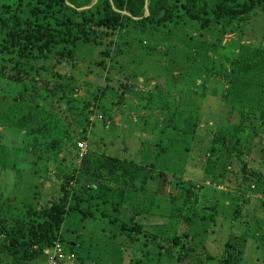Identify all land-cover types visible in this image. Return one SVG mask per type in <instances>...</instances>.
<instances>
[{"label":"rangeland","instance_id":"rangeland-1","mask_svg":"<svg viewBox=\"0 0 264 264\" xmlns=\"http://www.w3.org/2000/svg\"><path fill=\"white\" fill-rule=\"evenodd\" d=\"M169 27L143 34L127 25L102 43L78 44L73 60L39 61V74L30 71L21 81L11 79L0 61V115L21 96L38 106L36 121H51L47 133L31 134L0 121V203L13 194L22 204L31 186L46 204L59 198L63 179L73 175L78 188L95 183L79 170V142L87 143L86 155L134 161L156 175L117 215L131 226L138 221L144 231L72 212L61 233L65 248L75 243V258L60 264H219L228 242L245 264H264V119L239 131L238 156L227 159L224 149L208 155L216 131L239 123L224 100L229 61L240 42L264 45V18L257 13L235 22L224 36L220 25L199 31L186 20L172 33ZM220 37L217 52L210 50ZM106 48L110 56L101 54ZM101 59L104 65L97 64ZM191 113L198 125L185 133ZM49 139L63 142L60 150L47 149ZM189 186L195 195L186 203L179 192ZM174 230L189 232L187 244L194 248L182 261L174 246L162 247ZM47 261L43 255L29 264Z\"/></svg>","mask_w":264,"mask_h":264},{"label":"trees","instance_id":"trees-1","mask_svg":"<svg viewBox=\"0 0 264 264\" xmlns=\"http://www.w3.org/2000/svg\"><path fill=\"white\" fill-rule=\"evenodd\" d=\"M79 2L80 0H0V61L10 68L11 79L21 81L29 77L33 70L39 74L40 68L35 66L39 61L55 58L56 63L61 64L63 61L73 60L77 55L78 44L102 43L105 38L127 25L138 28L143 34L159 29L161 31L170 26L167 32L172 33L173 28L183 26L188 20L199 31L220 25L224 36L228 32L227 28L235 22L250 20L257 13L264 18V0ZM221 42L220 37L217 42L210 43V50L217 52ZM108 49L101 50V54L110 56L111 50ZM99 63L104 65V60L101 59L97 64ZM229 65L228 88L224 100L236 110L239 123L229 125L228 131L223 128L216 131L208 153L209 158L217 156L223 149L227 159L238 156L241 152L237 146L239 131L244 130L248 123L252 127L255 123L261 126L264 119V45L238 43ZM6 109L0 115L1 124L15 126L26 134L33 131L47 133L45 128L51 125L48 120H42V125L39 120L36 121L38 106L24 97H16ZM257 115L259 119L256 122ZM189 117H185V126L182 128L185 133H193L198 125V115L191 113ZM171 125L173 129L180 130L178 125ZM62 143L49 139L46 147L56 152L60 150ZM80 161L79 170L94 177L95 183L78 188L72 184V181H77V177L73 175L63 179L59 198L46 204H42L41 196L32 191L31 186H28L20 199L22 204L17 203L13 194V198H4L0 203V264H29L45 255V250L56 241L63 243L61 229L66 216L72 212L81 214L83 218L108 217L111 223L121 225L124 231L128 228L137 233L144 231L138 221L135 220L131 226L124 221L119 222L117 215L134 199L133 191L139 187L144 188L148 180L156 176L153 169L134 161L93 153L85 154ZM223 162L225 165V161ZM243 164V173H248L246 162L243 161ZM0 166L4 167L2 164ZM251 173L257 175L255 172ZM138 181L140 185H137ZM179 194L187 203L195 192L193 186H189L181 187ZM185 218L192 220V216L186 215ZM189 236V232L178 234L174 230L172 234L166 235L168 243L162 247L165 250L174 246L178 249V261H182L183 255L187 257L194 249L187 244ZM149 239L151 240L150 236ZM66 248L74 250L70 244ZM219 264L245 263L236 245L228 242Z\"/></svg>","mask_w":264,"mask_h":264},{"label":"built area","instance_id":"built-area-1","mask_svg":"<svg viewBox=\"0 0 264 264\" xmlns=\"http://www.w3.org/2000/svg\"><path fill=\"white\" fill-rule=\"evenodd\" d=\"M78 146L82 157L86 154L87 143L79 142ZM45 255L48 257L47 264H60V262L75 258V253L68 251L60 241H56L52 247L47 248L45 250Z\"/></svg>","mask_w":264,"mask_h":264},{"label":"water","instance_id":"water-1","mask_svg":"<svg viewBox=\"0 0 264 264\" xmlns=\"http://www.w3.org/2000/svg\"><path fill=\"white\" fill-rule=\"evenodd\" d=\"M96 1V0H95ZM95 1H94V3H95ZM89 7V6H88ZM146 13H148V8L146 7Z\"/></svg>","mask_w":264,"mask_h":264},{"label":"crops","instance_id":"crops-1","mask_svg":"<svg viewBox=\"0 0 264 264\" xmlns=\"http://www.w3.org/2000/svg\"><path fill=\"white\" fill-rule=\"evenodd\" d=\"M72 245H75V243L73 242ZM75 253V251H73Z\"/></svg>","mask_w":264,"mask_h":264}]
</instances>
